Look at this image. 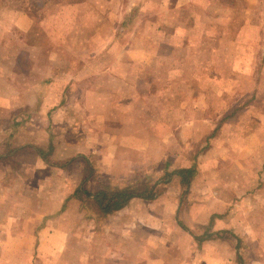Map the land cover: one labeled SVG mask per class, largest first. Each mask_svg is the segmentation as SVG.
Segmentation results:
<instances>
[{"label":"rangeland","instance_id":"obj_1","mask_svg":"<svg viewBox=\"0 0 264 264\" xmlns=\"http://www.w3.org/2000/svg\"><path fill=\"white\" fill-rule=\"evenodd\" d=\"M12 9L25 12L34 20L33 33L45 37L46 70L38 79L70 77L63 94L71 101L75 86L79 94L90 95L87 119L97 104H107L89 125L95 148L101 143L106 152L104 163L115 160L107 171L97 168L101 176L90 186L94 197L88 206L96 224L92 229L97 230L93 235H99L101 223L96 192H162L174 171L169 167L171 153L182 151V158L197 159L226 123L253 130L251 136L232 137L231 147L223 148L235 153L233 158L251 153L247 163L253 166L252 176H264V0H0L3 51L15 46L5 30ZM125 15L133 18L122 24ZM6 35L9 39L3 41ZM51 49L53 56L47 51ZM71 72L81 74L71 81ZM201 75L202 87L183 86V81ZM88 85L93 86L89 92ZM202 100L205 120L194 126L182 113L195 111ZM44 106L27 105L25 113ZM23 107L17 105L13 111ZM64 107L52 127L71 143V104ZM166 111L176 117L165 118ZM30 120L27 128L36 127L38 121ZM73 123L80 137V116ZM195 127L202 135L193 133ZM64 159L66 172L60 175L78 178L81 165L73 167L71 157Z\"/></svg>","mask_w":264,"mask_h":264},{"label":"crops","instance_id":"obj_2","mask_svg":"<svg viewBox=\"0 0 264 264\" xmlns=\"http://www.w3.org/2000/svg\"><path fill=\"white\" fill-rule=\"evenodd\" d=\"M132 18L125 15L122 24ZM33 22L12 9L5 30L15 46L0 49V264H264V176H252L251 153L233 158L235 153L225 151L232 137L253 132L233 129L232 123L218 130L197 159L171 153L172 170L193 168L188 181L171 174L153 198L135 196L119 209L99 210V235L92 234L97 230L88 206L94 197L90 186L97 181V168L107 171L115 160L104 163L106 152L101 143L95 148L89 125L107 104H97L87 119L90 95L79 94L75 86L71 101L63 94L70 77L41 80L45 37L33 33ZM47 51L53 56V49ZM55 67L58 74L57 60ZM80 74L71 72V81ZM202 79L182 83L198 88ZM39 103L47 106L26 115L27 105ZM66 104H71V143L52 127ZM197 104L180 116L194 126L205 120L203 100ZM17 105L25 107L15 112ZM166 112L165 118L176 117ZM77 115L83 121L80 137L73 123ZM28 119L37 120L36 127L27 128ZM193 133L202 135V129ZM68 157L73 167L81 165L78 178L60 175L66 170L59 162Z\"/></svg>","mask_w":264,"mask_h":264},{"label":"trees","instance_id":"obj_3","mask_svg":"<svg viewBox=\"0 0 264 264\" xmlns=\"http://www.w3.org/2000/svg\"><path fill=\"white\" fill-rule=\"evenodd\" d=\"M130 18V17H129ZM39 152L43 157L45 158V154L42 152V150L39 149ZM73 160V159H71ZM67 165L66 161H60L59 166L64 168ZM90 173V171H89ZM193 173V168H181L172 171L171 173L168 174H176L182 177L183 180L188 181L189 178L192 176ZM114 191V192H113ZM111 193L108 191H98L96 192V198L99 203V208L103 213L111 212L113 210L119 209L123 207L126 202L128 201L129 198L135 197V196H141L139 192H128L126 189H117L113 190ZM150 191V190H149ZM156 194V192L150 191L148 194L145 196L149 198H153V196Z\"/></svg>","mask_w":264,"mask_h":264}]
</instances>
